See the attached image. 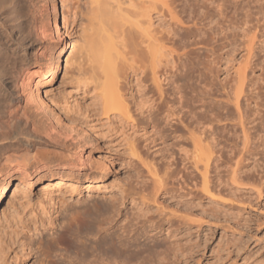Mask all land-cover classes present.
<instances>
[{
    "label": "rangeland",
    "instance_id": "1",
    "mask_svg": "<svg viewBox=\"0 0 264 264\" xmlns=\"http://www.w3.org/2000/svg\"><path fill=\"white\" fill-rule=\"evenodd\" d=\"M80 1L57 0L68 24L67 50L75 53L65 79L53 87L58 107L23 103L22 109L43 128L49 118L57 124L62 135L51 143L58 151L78 156L83 141L87 159L110 161L115 172L98 184L106 188L102 192L55 187L50 194L38 176L32 185H23L25 193L0 211L1 229L8 234L0 244V264H45V245L60 230L67 206L96 213V204L109 212L117 207L105 236L131 244L124 254L108 251L120 264H264V0H222L224 17L207 0H166L167 7L153 0L148 32L167 45L186 39L184 28L195 29L193 22L181 26L174 11L184 21L208 14L203 24L210 31L196 40L210 39L229 25L226 21L234 27L219 32L214 49L184 39L185 52H193L180 63L185 65L181 73L177 56L182 51L165 54L158 81L148 67L126 71L123 110L104 108L98 84L78 72L77 51L88 38ZM27 2L31 17L40 21L42 1ZM176 24L181 29L173 38L169 33ZM36 44L32 52L41 55L45 44ZM31 62L43 63L44 57ZM160 92L165 105L158 110L154 99ZM152 95L150 110V102L144 103ZM196 120L200 125L191 136L187 127L194 128L189 124ZM4 153L0 151V177L9 170Z\"/></svg>",
    "mask_w": 264,
    "mask_h": 264
},
{
    "label": "bare ground",
    "instance_id": "2",
    "mask_svg": "<svg viewBox=\"0 0 264 264\" xmlns=\"http://www.w3.org/2000/svg\"><path fill=\"white\" fill-rule=\"evenodd\" d=\"M41 1L44 15L39 21L31 17L27 0H0V151L7 155L6 169H9L7 175L0 177V211L5 203L8 206L16 202L25 193L23 185H32L37 176L38 181L44 180L42 190L50 194L55 192V187H64L71 193H80L83 188L102 192L106 188L98 184L115 172L110 161L101 163L93 156L87 159L83 141L79 143L78 156L58 151L51 143L62 135L57 124L49 118L43 128L22 109L23 103L29 106L39 104L50 109L58 107L59 99L53 93V87L57 81L65 79L74 64L75 53L67 50V20L57 0ZM161 2L163 6H168L166 0ZM207 2L216 4L217 15H226L222 0ZM81 5L84 6L82 11ZM154 7L153 0H81L78 3L80 14L88 22L86 45L77 51L78 72L86 80L98 84L104 108H125L121 81L126 71L137 72L148 67L158 81L157 69L165 54L173 57V54L182 51L177 56L179 73L181 68H185L184 64L180 66L183 59L189 61L193 50L185 52L188 47L182 44L185 38H180L178 42L173 40L170 46L148 32L153 26ZM173 15L181 26L193 22L195 29L184 28L186 39L194 38L192 46L205 44L212 45L214 49L213 41L219 32L226 34L234 27L232 21H226L229 25L211 33L210 39L196 40L210 31L203 24L209 18L208 14L204 18L189 17L186 21L177 11ZM180 29L176 24L169 34L174 38ZM224 39L227 40L226 37ZM38 41L45 44L41 54L44 62L39 64L31 62L41 56L37 50L34 54L32 52ZM148 102L150 110H153V95L146 99L144 105ZM154 102L161 110L165 105L163 93L160 92ZM181 122L182 119H179ZM194 124V128L187 127L191 136L196 135L200 122L196 120L189 125ZM91 131L96 133L93 129ZM49 146L53 150L47 149ZM194 146H200V141L195 139ZM99 163L101 166L96 167ZM87 165L93 166L90 171L84 170ZM95 208L97 212L92 213L67 206L65 211L68 215L60 230L53 232L45 245L42 254L45 264H120L116 257L112 259L109 256L108 251L114 249L124 254L131 251V244L120 236H105L113 228L111 225L114 224L117 207L113 206L112 213L101 209L99 204ZM57 220L52 221L53 227ZM126 232L127 236L131 234V231ZM13 234L18 235L19 230H14ZM7 235L0 226V244L7 240ZM59 248L64 252H60Z\"/></svg>",
    "mask_w": 264,
    "mask_h": 264
}]
</instances>
